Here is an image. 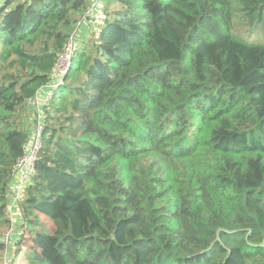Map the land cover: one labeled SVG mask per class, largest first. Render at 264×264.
<instances>
[{"label":"trees","instance_id":"1","mask_svg":"<svg viewBox=\"0 0 264 264\" xmlns=\"http://www.w3.org/2000/svg\"><path fill=\"white\" fill-rule=\"evenodd\" d=\"M102 3L0 0V264H264V0Z\"/></svg>","mask_w":264,"mask_h":264},{"label":"rangeland","instance_id":"2","mask_svg":"<svg viewBox=\"0 0 264 264\" xmlns=\"http://www.w3.org/2000/svg\"><path fill=\"white\" fill-rule=\"evenodd\" d=\"M103 5L102 0H91V6L90 9L88 11V13L86 14V16H89L90 20H92V22L90 20H87L86 24L88 26L86 33H89L90 30L92 32V29L94 28L95 23H98V21L100 20L101 16H102V10L98 11V8H100ZM84 18L82 19V23L84 22ZM89 23V24H88ZM83 26L80 25L78 26L77 30H76V35L80 33V31L83 30ZM73 40L71 39L69 42V45L67 47V49L65 50L64 54L62 55L61 59L59 60L57 69H56V73L54 74V76L56 77V79L63 73L66 72L67 70V66L69 64V60H70V54L73 50ZM54 77V78H55ZM49 95H48V90L45 91L42 90V93L38 94L35 99L33 100V104L36 105H40L42 102L46 101L48 99ZM35 112V111H34ZM38 117V116H37ZM32 116L30 118H28L29 124L30 122L32 123L31 120ZM39 118V117H38ZM37 118V119H38ZM33 119V118H32ZM36 120V119H35ZM41 118L38 119V121H40ZM37 121V122H38ZM34 126H33V132L34 129L36 130V128L39 126L38 123H36L35 121L33 122ZM33 134V133H32ZM10 197H13L12 195H10ZM12 206L10 205V211L12 210ZM18 236V234H17ZM10 238V239H9ZM0 240L4 243H6L8 246L7 248H11L13 242L15 241V236L11 233V230L8 231L4 236H2L0 238ZM9 250V249H8ZM28 258L29 256L27 255V260H26V254L23 251L20 252V254H18L16 257L13 258L12 256V252H10L9 254V261H5L4 264H27L28 263Z\"/></svg>","mask_w":264,"mask_h":264},{"label":"built area","instance_id":"3","mask_svg":"<svg viewBox=\"0 0 264 264\" xmlns=\"http://www.w3.org/2000/svg\"><path fill=\"white\" fill-rule=\"evenodd\" d=\"M68 47V46H67ZM67 49V48H66ZM64 54V53H63ZM39 126L33 132L30 142L24 150V155L18 160L16 164L17 170V179L16 183L12 188V199L16 203L19 198V193L25 182L28 179L29 173L32 171L33 162L36 157L37 151L39 149V136H40V128L41 124L38 123ZM13 205V204H12Z\"/></svg>","mask_w":264,"mask_h":264},{"label":"crops","instance_id":"4","mask_svg":"<svg viewBox=\"0 0 264 264\" xmlns=\"http://www.w3.org/2000/svg\"><path fill=\"white\" fill-rule=\"evenodd\" d=\"M44 90V89H43ZM45 91H46V89H45ZM40 93H42V91L40 92ZM34 106L36 107V109H37V107H38V105H36V104H34ZM37 111V110H36ZM38 117L36 116V122L38 121V119H37ZM15 183H16V181L13 183V186L15 185ZM12 185H11V187H13ZM12 206V205H11ZM9 215H10V217L12 218V229H11V233L15 236V238L17 237V234H18V225H19V214H18V212H17V210H16V208L14 209H12L11 211H9Z\"/></svg>","mask_w":264,"mask_h":264},{"label":"water","instance_id":"5","mask_svg":"<svg viewBox=\"0 0 264 264\" xmlns=\"http://www.w3.org/2000/svg\"><path fill=\"white\" fill-rule=\"evenodd\" d=\"M80 25V24H79Z\"/></svg>","mask_w":264,"mask_h":264}]
</instances>
